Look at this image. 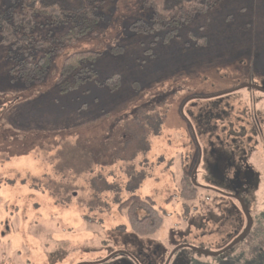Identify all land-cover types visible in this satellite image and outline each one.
Returning <instances> with one entry per match:
<instances>
[{
	"label": "rangeland",
	"instance_id": "obj_1",
	"mask_svg": "<svg viewBox=\"0 0 264 264\" xmlns=\"http://www.w3.org/2000/svg\"><path fill=\"white\" fill-rule=\"evenodd\" d=\"M103 12L41 83L13 81L0 44V264H264V0H226L168 44L133 28L152 15L142 0ZM86 50L117 91H59ZM133 196L160 210L156 234H133Z\"/></svg>",
	"mask_w": 264,
	"mask_h": 264
},
{
	"label": "trees",
	"instance_id": "obj_2",
	"mask_svg": "<svg viewBox=\"0 0 264 264\" xmlns=\"http://www.w3.org/2000/svg\"><path fill=\"white\" fill-rule=\"evenodd\" d=\"M224 1L142 0L143 7L152 13L149 24L137 20L132 26L135 29L140 24L135 29L139 33L153 34L156 38L162 35L168 44L184 28L194 25L198 16L214 11ZM106 3L107 0H12L9 7L0 11V44L7 49L11 79L27 86L43 82L58 54L99 35ZM58 27L64 31H58ZM102 55L99 51L86 50L66 57L56 83L59 91L70 93L88 81H98L95 63ZM98 83L115 92L122 85L121 75L116 73ZM181 185L180 196L186 202L195 201L198 186L192 179H184ZM66 193L67 190L62 198ZM120 211H126L130 229L140 237L156 234L163 224L160 210L147 197L129 198L122 203Z\"/></svg>",
	"mask_w": 264,
	"mask_h": 264
},
{
	"label": "water",
	"instance_id": "obj_3",
	"mask_svg": "<svg viewBox=\"0 0 264 264\" xmlns=\"http://www.w3.org/2000/svg\"><path fill=\"white\" fill-rule=\"evenodd\" d=\"M246 234H247V232H246Z\"/></svg>",
	"mask_w": 264,
	"mask_h": 264
}]
</instances>
